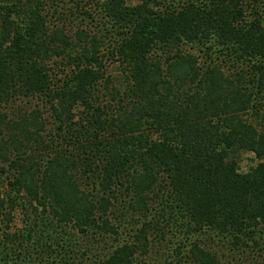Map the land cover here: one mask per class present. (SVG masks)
I'll use <instances>...</instances> for the list:
<instances>
[{"label": "trees", "instance_id": "16d2710c", "mask_svg": "<svg viewBox=\"0 0 264 264\" xmlns=\"http://www.w3.org/2000/svg\"><path fill=\"white\" fill-rule=\"evenodd\" d=\"M66 1L0 0V264H264V0Z\"/></svg>", "mask_w": 264, "mask_h": 264}, {"label": "rangeland", "instance_id": "374dc122", "mask_svg": "<svg viewBox=\"0 0 264 264\" xmlns=\"http://www.w3.org/2000/svg\"><path fill=\"white\" fill-rule=\"evenodd\" d=\"M66 2H68V0ZM108 73L109 74H115V73H117L116 65H109L108 66ZM32 106H34V102H32L30 105H27V109H29V110H30V108L32 109ZM2 178L3 177L1 176L0 180H2ZM0 186H3L2 185V181H0ZM18 216H19V214H18ZM14 226L16 228H20L22 226V223H20V219L19 218H16V220L14 222Z\"/></svg>", "mask_w": 264, "mask_h": 264}]
</instances>
